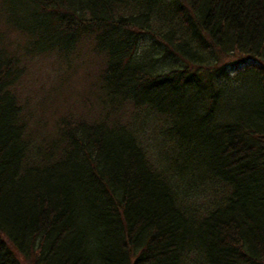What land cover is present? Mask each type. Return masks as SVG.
Segmentation results:
<instances>
[{"label":"trees","instance_id":"obj_1","mask_svg":"<svg viewBox=\"0 0 264 264\" xmlns=\"http://www.w3.org/2000/svg\"><path fill=\"white\" fill-rule=\"evenodd\" d=\"M0 264H264V0H0Z\"/></svg>","mask_w":264,"mask_h":264},{"label":"rangeland","instance_id":"obj_2","mask_svg":"<svg viewBox=\"0 0 264 264\" xmlns=\"http://www.w3.org/2000/svg\"><path fill=\"white\" fill-rule=\"evenodd\" d=\"M33 22L36 23V21ZM43 40L44 39H39L38 44L45 45L46 43ZM146 44L152 47L154 45H157V43L153 42V39L151 37L143 36L141 39V46ZM76 49L80 50V55H82L83 51L86 48L78 46L76 47ZM96 58L98 59L99 57L93 56V59L91 60H87L86 58H84L83 65L77 67V73H75L76 71H72V69H67V71L60 73V76L58 77V79L60 80L57 83L59 84L62 81V85H58L57 83H55V80L57 78L55 77V72H58L60 70H53L50 60L48 62L41 61L40 64L35 67V69L29 70V72L28 70L26 71V73H28L26 78H31V83H29L27 88H25L24 90H20L21 95H30L31 103L33 104V106L37 107L38 102L41 100V97H45L46 94L48 97H50L49 105H46L45 103V105L43 106V108L46 107V110H53L56 107L55 100L58 99L60 101V105L64 104L65 107H69L72 112L80 116V119L91 120L90 116H93L95 119V117H97L100 112L98 99L90 90L87 84L88 82L85 81L84 77L88 72L86 71V68L87 70L90 69L91 71L95 70L94 68L98 64ZM72 61L78 63L73 64V66L75 67L80 64V62H77V60ZM51 84L55 89H57V91H52V87H50ZM38 108L40 109L42 107L40 106ZM123 116L125 118L127 117V115H122L120 113V119L125 121V118ZM144 129L149 131L151 128L144 127ZM147 136L150 138V135L148 133ZM25 263L30 262L25 261Z\"/></svg>","mask_w":264,"mask_h":264}]
</instances>
